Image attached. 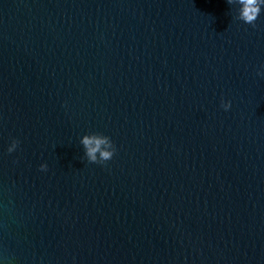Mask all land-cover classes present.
Instances as JSON below:
<instances>
[{
  "label": "water",
  "instance_id": "water-1",
  "mask_svg": "<svg viewBox=\"0 0 264 264\" xmlns=\"http://www.w3.org/2000/svg\"><path fill=\"white\" fill-rule=\"evenodd\" d=\"M238 11L0 0V264H264V11Z\"/></svg>",
  "mask_w": 264,
  "mask_h": 264
},
{
  "label": "clouds",
  "instance_id": "clouds-1",
  "mask_svg": "<svg viewBox=\"0 0 264 264\" xmlns=\"http://www.w3.org/2000/svg\"><path fill=\"white\" fill-rule=\"evenodd\" d=\"M239 5V19L245 24L255 25L261 12L264 11V0H236ZM225 111L231 108V102H226L222 105ZM84 146V155L91 163L103 164L111 160L116 152V146L112 139L101 132L85 133L80 140ZM15 147V144L9 148V151ZM47 168V165H43Z\"/></svg>",
  "mask_w": 264,
  "mask_h": 264
}]
</instances>
